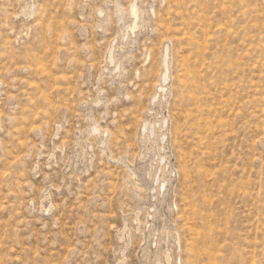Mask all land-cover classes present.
<instances>
[{"label": "rangeland", "instance_id": "374dc122", "mask_svg": "<svg viewBox=\"0 0 264 264\" xmlns=\"http://www.w3.org/2000/svg\"><path fill=\"white\" fill-rule=\"evenodd\" d=\"M0 264H264V0H0Z\"/></svg>", "mask_w": 264, "mask_h": 264}, {"label": "bare ground", "instance_id": "6f19581e", "mask_svg": "<svg viewBox=\"0 0 264 264\" xmlns=\"http://www.w3.org/2000/svg\"><path fill=\"white\" fill-rule=\"evenodd\" d=\"M130 13L132 14L131 18H132V23L130 24V27H132L134 25V19H135V8L133 6H131V10ZM130 30V28H129ZM132 30V29H131Z\"/></svg>", "mask_w": 264, "mask_h": 264}]
</instances>
